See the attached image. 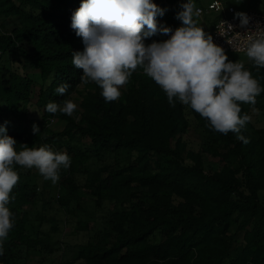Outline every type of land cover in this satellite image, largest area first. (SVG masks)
<instances>
[{"label": "trees", "instance_id": "trees-1", "mask_svg": "<svg viewBox=\"0 0 264 264\" xmlns=\"http://www.w3.org/2000/svg\"><path fill=\"white\" fill-rule=\"evenodd\" d=\"M153 2L164 9L158 25H179L176 13L186 0ZM80 3L0 0V125L8 122L17 151L21 144H47L71 157L55 197L65 213L76 210L69 222L86 237L67 245L64 259L48 258L60 239L34 225L27 210L42 188L14 164L20 177L10 193L15 224L0 264H264V92L255 105L240 102L241 115L257 114L241 130L247 144L213 130L176 98L170 105L139 66L121 96L106 102L101 88L83 83L82 70L72 64V52L84 47L70 27ZM216 12L218 19L223 12ZM166 39L158 32L145 43ZM244 67L264 87V68ZM63 82L70 88L60 96L55 89ZM65 99L78 105L72 116L45 110ZM191 128L198 148L186 139ZM204 153L218 159V169L204 167ZM52 229L59 232L57 225Z\"/></svg>", "mask_w": 264, "mask_h": 264}, {"label": "clouds", "instance_id": "clouds-1", "mask_svg": "<svg viewBox=\"0 0 264 264\" xmlns=\"http://www.w3.org/2000/svg\"><path fill=\"white\" fill-rule=\"evenodd\" d=\"M180 9L176 19L181 25L172 29L158 25L156 18L164 14V9L153 0H81L71 15L70 27L84 47L82 51L72 52L73 66L82 70L83 83L91 81L101 88L106 102L121 96V87L139 66L166 93L170 105L175 106L173 98H176L206 118L213 130L225 135L235 133L238 140L249 143L241 130L251 117L241 115L240 102L255 105L264 87L243 63L230 61L228 52L213 42L207 33L215 23L206 32L198 23V17L211 11L200 16L195 0H186ZM235 18L241 28H247L250 23V17L244 12L236 13ZM222 23L225 31L232 32V24ZM158 32L168 35V39L145 43ZM248 32L251 34L246 52L241 53H246L258 68H264V27ZM69 88L70 84L63 82L55 91L64 96ZM77 107L73 100L65 99L62 103L50 101L45 110L72 116ZM7 123L0 125V256L15 224L9 208L15 197L10 193L20 177L14 164L27 169L35 167L53 184L59 181L61 169L71 166L67 152L54 151L47 144L36 148L21 144L22 150L17 151V141L7 135ZM39 131L36 125L32 126L34 134Z\"/></svg>", "mask_w": 264, "mask_h": 264}, {"label": "rangeland", "instance_id": "rangeland-1", "mask_svg": "<svg viewBox=\"0 0 264 264\" xmlns=\"http://www.w3.org/2000/svg\"><path fill=\"white\" fill-rule=\"evenodd\" d=\"M208 1L209 0H195V3L196 6L198 5L206 6ZM224 3L227 5H232L240 11L244 9H256L262 12L264 11V1L262 0H224ZM207 15H209L208 18ZM218 16L219 13L212 12L211 14L208 13L202 15L201 17H198L197 20L198 23L203 27L204 31L206 32L213 26V22H214L213 19H217ZM177 21L179 20L177 19ZM180 25H181V21H179V25H177L172 29H175ZM226 55L228 59L233 62L243 63L244 65L254 64V62L246 56V53L228 52L226 53ZM123 87H125V85L121 87L120 91L123 89ZM247 106L248 105H246V107ZM252 113L253 116H251V118L254 120L256 109H253ZM189 118H190V122L194 125V127L198 128L197 123L192 118V116H189ZM260 123H263V121L255 122V124H260ZM186 139L190 145L195 146V148L199 147L198 146L199 134L193 128H191L187 133ZM202 157L204 161V167L207 170L218 169L219 166L221 165L217 158L211 157L206 153L202 154ZM26 172L29 173V177H28L29 181L34 182L36 186L42 188L41 191L43 192V193L40 192L39 194L40 198L37 204L28 205L27 210L28 212H30V216L32 217L31 219L33 220L34 225H40V229L42 231L49 232L54 238L56 237L60 239V242H58V245L60 246L59 250L48 256V258L50 256L54 258H58L60 257L62 250L63 252H67V250L69 249L68 248L69 246L67 247V245H73L81 241H85L86 239V237L84 236V232H77L76 223L74 222V219H71V222H69V217L73 216L76 213V210L73 209L72 212L70 213H65V210H62L63 206L62 207L60 206V202H58L55 197L58 189L57 188L58 182L53 184L50 180H45L36 168L32 169L31 171L29 169H26ZM85 205L86 207L90 208V210L93 209V204L85 203ZM65 219L67 220V222L64 224L62 220ZM55 225L58 226L59 229L58 233L53 232L52 227ZM155 240H159V236L155 238ZM69 256L71 257L72 253H70ZM37 259L39 260L38 257ZM62 259H64V257H62Z\"/></svg>", "mask_w": 264, "mask_h": 264}, {"label": "built area", "instance_id": "built-area-1", "mask_svg": "<svg viewBox=\"0 0 264 264\" xmlns=\"http://www.w3.org/2000/svg\"><path fill=\"white\" fill-rule=\"evenodd\" d=\"M197 8L200 9V16L211 10L223 12L207 34H210L213 37V42L222 47L225 52H246L248 36L251 34L248 31H259L260 27H264V12L250 9L239 11L246 13L250 17V23L247 28L239 27V20L235 18V14L238 12L233 6H225L222 0H212L206 8ZM222 21L234 26L232 32L225 31Z\"/></svg>", "mask_w": 264, "mask_h": 264}]
</instances>
